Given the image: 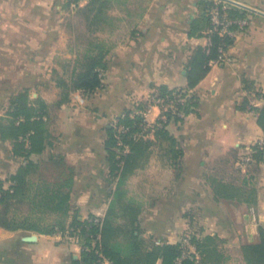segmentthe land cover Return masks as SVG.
Segmentation results:
<instances>
[{
  "label": "crops",
  "instance_id": "1",
  "mask_svg": "<svg viewBox=\"0 0 264 264\" xmlns=\"http://www.w3.org/2000/svg\"><path fill=\"white\" fill-rule=\"evenodd\" d=\"M214 1L246 10L250 24L237 30L226 59L211 61L208 74L187 89L192 50L210 44L207 27L191 34L201 14L199 0H128L132 4L123 8L131 17L117 25L102 86L90 94L73 92L54 111L61 135L32 158L45 165L60 161L67 168L72 178L65 187L70 190V213L80 212V220L83 215L102 216L115 189L105 147L108 125L125 110L137 111L141 103L152 106L148 120L155 122L160 109L151 98L157 87L187 89L188 112L168 125L181 158L177 164L149 158L123 185L126 200L141 207L139 224L150 246L183 241L185 214L195 209L212 227L207 233L227 242L218 246L220 259L207 264H248L242 246L259 243L264 229V159L244 169L237 161L264 143L258 124V110L264 106V0ZM64 6L67 0H0V118L20 88H29L31 98L57 101L59 88L52 78L65 74L61 61L75 59L63 46ZM13 159L17 170L20 160L0 138L1 180L16 171ZM214 180L227 183V198L214 193ZM59 237L57 232L0 227V264H73L81 248L61 243Z\"/></svg>",
  "mask_w": 264,
  "mask_h": 264
},
{
  "label": "trees",
  "instance_id": "2",
  "mask_svg": "<svg viewBox=\"0 0 264 264\" xmlns=\"http://www.w3.org/2000/svg\"><path fill=\"white\" fill-rule=\"evenodd\" d=\"M81 0H67V7L70 10L72 2L78 3ZM75 10L83 8V11L92 13L94 10V0ZM216 2L214 0H199L201 7L200 17L192 25L191 34L197 33L202 26L211 28V20L208 8ZM223 5V2H220ZM232 17L242 18L247 13L246 10L238 7H228ZM210 44L208 47L198 46L186 63L187 69V89L195 88L199 82L208 74L210 62L217 60L220 55V47H229L232 37H221L217 33H210ZM109 48L101 44L94 45L90 42L83 53L77 54L72 64V69L67 75L55 74V83L59 88L58 99L49 104L41 97L31 98L29 88H20L12 94L8 107L4 110L0 118V138L8 141L11 145V153L14 158L22 160L17 170L5 179H0V205L5 208L4 213L0 212V227L9 231L27 230L43 234L54 233V227L46 228L27 222H17L9 218L7 210L13 202L22 201L27 197L31 188L30 177L35 174L40 164L32 156L42 154L48 147L54 145L61 135V125L55 120L53 113L62 105L71 100V94L75 91H82L90 94L102 86L103 72L106 68V56ZM187 89H169L162 85L157 87L153 96H160L163 99L173 98L175 94L187 96ZM188 101L184 100L175 105L174 109L165 112L166 119L158 120L155 130L149 136H141L143 116L138 113L145 110L149 105L140 104L138 110H125V116L119 115L118 124L115 118L107 127V139L105 147L110 163V175L115 183L114 199L110 203L105 213L99 217L98 222H94L96 216L80 220L78 216H73L70 226L74 228L82 246H92L96 241L94 249L81 251L79 259L73 264H101L96 254L99 249L109 264H207L218 261V242L222 241L217 235L206 234L202 237H191V250L185 246L184 242L159 243L150 246V239L145 236L140 228L139 215L141 207L136 203L123 200V185L129 176L136 170L143 168L152 154V146L157 142H168L169 147L166 153L169 154L170 162L177 164L182 156V151L178 146L176 138L170 133L168 125L172 121L181 120V112H188ZM258 124L264 132V106L258 110ZM118 125L128 128L125 132L118 131ZM128 152L124 153V149ZM252 161L264 159V143L262 146H253L251 154ZM56 164L64 166L60 161ZM250 164V163H249ZM71 177V175H70ZM68 177L57 182L53 187L42 185L43 191L38 203L44 210L52 213H59L63 217L70 215V190L69 186L72 178ZM9 183L6 187L5 184ZM41 187V186H40ZM213 191L217 196L227 198L229 187L226 182L214 180ZM194 217L197 210L192 209L186 212L188 219ZM99 238L97 239V237ZM244 260L248 264H264V229H260V242L257 244H247L242 246Z\"/></svg>",
  "mask_w": 264,
  "mask_h": 264
},
{
  "label": "rangeland",
  "instance_id": "3",
  "mask_svg": "<svg viewBox=\"0 0 264 264\" xmlns=\"http://www.w3.org/2000/svg\"><path fill=\"white\" fill-rule=\"evenodd\" d=\"M94 1V10L90 14L87 10L83 11V8L79 10H70L67 6H64L66 12L63 20V31L65 33L66 41L63 46L65 52L69 53L73 59L76 58L77 54L83 53L85 49L90 46V42L94 45L101 44L105 48H110L111 43L114 42L117 37L118 23L123 21L125 16L131 17L129 14L125 13V9L123 8V6L127 4H132V2L128 3V0ZM138 1L139 4H144L147 0ZM133 5L135 6L136 2H133ZM119 33H122V30H120ZM60 68L61 70L63 69L65 71V75H67L72 69V64L61 61ZM52 79L55 80V76H53ZM154 97L155 96L151 98L152 102ZM53 115L56 116L55 120H59L55 112ZM168 147V142H157L152 146V154L150 158L154 157L155 160L160 163L172 164L170 162L169 154L166 153ZM19 162H22V160ZM38 163L40 166L38 171L31 176V188L28 191L27 197L22 201L13 202L7 210V215L9 218L20 223L25 221L27 223L37 224L38 226L46 228L54 227V232H57L60 236L59 238L61 243H77L79 248H81L82 240L76 233L78 231L74 230V228L70 226L73 216H78L81 213H77V210H75L71 212L68 217H63L59 213H52L48 210H44L38 204L41 198V195L38 192H41L44 189L42 188V185L45 186L48 184L53 187L55 183L61 182L64 178H67V168L58 164L45 165V163ZM17 164L18 162L13 159L12 171L16 170ZM9 176L10 173L6 175L5 179ZM5 186L8 187L9 183L6 182ZM122 188L124 190L123 200L127 202V190L125 187ZM4 211L5 208L0 205V212L4 213ZM190 214L191 217L187 219V230L185 231L187 233L185 234L183 241L187 239L189 243L187 246L193 250L190 244L191 237L194 235L197 237L205 236L208 234L207 232H210L212 227L208 225L207 221H205L201 212L195 213L193 218L191 212ZM83 216L87 219L91 215ZM94 216L100 217L97 215ZM142 230L144 231V229ZM224 243L227 242L222 240L218 242V245L221 246L224 245Z\"/></svg>",
  "mask_w": 264,
  "mask_h": 264
},
{
  "label": "built area",
  "instance_id": "4",
  "mask_svg": "<svg viewBox=\"0 0 264 264\" xmlns=\"http://www.w3.org/2000/svg\"><path fill=\"white\" fill-rule=\"evenodd\" d=\"M83 1L84 0H81L78 3L72 2L70 5L71 9L75 10L78 5L82 4ZM228 9L229 8L227 5H220L219 1L214 2L213 5H211L208 8V14H209L210 20H211V28L209 30L210 33H217L223 38H225V37H232L233 38L235 36V33L237 32V30L243 29L250 24L249 18H247V17H242V18L232 17L229 14ZM219 52H220V55H219L217 60L218 61L225 60L226 59V47H223V46L220 47ZM184 100H185V98H184V96H182V94H175L173 98L167 97L166 100L161 98L157 94L153 100V105L159 107V109H160V115H159L157 121L150 122L148 120V115H149V113L151 111V107H152L151 105L149 107H147L145 110L138 111V113L143 116L142 131H141L140 135L147 137L150 134H152L155 130V126L160 125V124H158V120H165L166 119L165 112L174 109V107L177 103L183 102ZM121 115L125 116V113H122ZM114 121H115V124H118L117 118H115ZM127 130H128V128H126L122 125H118V131L119 132H125ZM259 145L262 146L263 144L260 143ZM123 152L124 153L128 152V148H125ZM250 162H252L251 154H245L238 159L237 166L240 169H244L249 165ZM98 221H99V217H96L94 219V222H98ZM98 238H99V236L97 237V239ZM183 242H184L185 246L189 245L187 239H185ZM95 244H96V241H93L92 246H82L81 251L82 250L90 251V250L94 249ZM96 254L99 257V262L101 264H109L110 263L105 258V256L103 255V253L99 249H96Z\"/></svg>",
  "mask_w": 264,
  "mask_h": 264
},
{
  "label": "water",
  "instance_id": "5",
  "mask_svg": "<svg viewBox=\"0 0 264 264\" xmlns=\"http://www.w3.org/2000/svg\"><path fill=\"white\" fill-rule=\"evenodd\" d=\"M33 238H34V237H28L27 239H28V240H32Z\"/></svg>",
  "mask_w": 264,
  "mask_h": 264
}]
</instances>
